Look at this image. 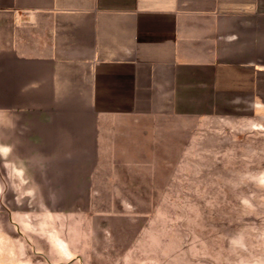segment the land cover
I'll use <instances>...</instances> for the list:
<instances>
[{"label": "crops", "instance_id": "crops-1", "mask_svg": "<svg viewBox=\"0 0 264 264\" xmlns=\"http://www.w3.org/2000/svg\"><path fill=\"white\" fill-rule=\"evenodd\" d=\"M262 104L264 0H0V152L39 198H134L183 125Z\"/></svg>", "mask_w": 264, "mask_h": 264}, {"label": "rangeland", "instance_id": "rangeland-1", "mask_svg": "<svg viewBox=\"0 0 264 264\" xmlns=\"http://www.w3.org/2000/svg\"><path fill=\"white\" fill-rule=\"evenodd\" d=\"M189 125L134 198H39L0 152V264H264V104Z\"/></svg>", "mask_w": 264, "mask_h": 264}]
</instances>
